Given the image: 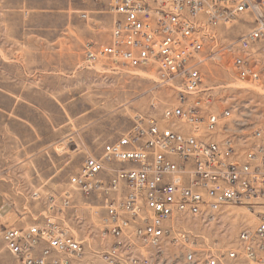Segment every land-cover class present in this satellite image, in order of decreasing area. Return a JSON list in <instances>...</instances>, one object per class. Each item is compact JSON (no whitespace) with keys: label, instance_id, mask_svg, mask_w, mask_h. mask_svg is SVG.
<instances>
[{"label":"built area","instance_id":"built-area-1","mask_svg":"<svg viewBox=\"0 0 264 264\" xmlns=\"http://www.w3.org/2000/svg\"><path fill=\"white\" fill-rule=\"evenodd\" d=\"M109 10L116 16L111 43L87 44L86 60L108 57L132 68L155 63L161 83L178 91L176 103L163 110L165 124L136 113L128 131L105 143L100 155L87 157L69 178L100 218L97 232L115 240L103 250L92 249L93 259L91 247L52 216L25 228L0 221V240L19 264H224L226 257L242 264L240 255L246 264H264L262 131L256 129L252 140L238 135L243 128L226 126L231 135L224 140L204 139L232 116L234 107L217 114L198 100L210 96L211 89L203 87L199 67L206 47L202 35L244 15L252 16L254 25L231 45L233 66L238 80L263 84L264 0H109ZM62 204L71 206L70 190ZM227 205L243 206L257 218L240 233L239 250L215 254L201 248L204 235L174 226L189 219L214 222ZM168 242L180 252L169 256Z\"/></svg>","mask_w":264,"mask_h":264},{"label":"crops","instance_id":"crops-1","mask_svg":"<svg viewBox=\"0 0 264 264\" xmlns=\"http://www.w3.org/2000/svg\"><path fill=\"white\" fill-rule=\"evenodd\" d=\"M115 18L109 0H0V27L12 31L11 38H0V221L17 212L14 204L33 197L15 191L30 186L21 172L44 171L48 181L51 164L65 153L60 146L104 145L133 126V117L93 122L86 108L105 102L100 88L106 77L96 65L48 63L66 54L84 58L87 44L109 45ZM70 32L76 38H58ZM28 220L24 216L17 227Z\"/></svg>","mask_w":264,"mask_h":264},{"label":"rangeland","instance_id":"rangeland-1","mask_svg":"<svg viewBox=\"0 0 264 264\" xmlns=\"http://www.w3.org/2000/svg\"><path fill=\"white\" fill-rule=\"evenodd\" d=\"M253 20L252 16L244 15L232 24L220 25L212 35H202L206 38V47L201 54L202 62L199 67L204 78L203 87L211 89L207 91L210 96L201 95L198 100L206 111L211 110L217 114L222 113L226 108L234 107L232 116L222 119L220 127L213 133L204 134V139L224 140L231 135V132L224 128L228 126L243 128L238 135L252 140L256 139L253 137V132L260 129L262 136L259 140L264 142V82L258 86L238 80L233 66L236 52L231 47L242 34L253 27ZM7 29L0 27V38L10 37L12 31ZM30 38L40 37L31 35ZM58 38H76V36L70 32ZM2 45L0 44V51L4 50ZM84 55V58L79 59L66 54L56 60L48 59V63L57 62L63 66L96 65L104 72L103 77L106 78L100 88L102 98L105 100L104 105L86 108L90 111L89 115L93 117L95 124L103 118H110L112 121L123 118L129 120L130 117L134 119L138 112L154 116L160 123L165 124L162 118L163 110L176 103L178 91L170 84L161 83L157 64L132 68L124 66L121 62L115 63L108 57L89 63L86 60L85 49ZM152 103L156 104L155 109L151 106ZM241 121L243 123H240ZM175 122L186 129H192L190 125L179 120ZM240 141L239 145L243 146V140ZM102 149L103 141H89L81 146L76 141L60 146L58 150L65 153L59 154L57 162L54 160V164H51L53 170L47 172L48 175L52 174V179L48 181L43 179L47 175L44 171L21 172L20 174H23L21 178L28 180L30 186H19L15 188V191L20 195L38 193L40 197H32L29 202L14 204L17 212H14L10 219L6 221L4 219L1 222L19 228L17 224L23 222L24 216L30 217L28 223L31 224H25L27 226L44 222L46 216L60 218L75 237L83 239L91 247L89 256L97 259L92 249L103 250L115 239L111 235L104 237L97 232L101 225L100 218L93 215L84 196L79 191L73 190L69 178L80 171L87 157L100 155ZM38 179H43L42 184H37ZM66 190L72 192L70 207L62 204V197ZM50 196L54 197V202L50 201ZM76 215L80 216L81 220H77ZM256 222V215L245 207L227 205L214 222L204 224L199 220L189 219L177 222L174 226L204 235L206 241L201 248L221 255L229 250L241 249L240 233L249 226H254ZM166 249L170 256L179 253L181 247L168 242ZM239 261L246 264L241 255ZM223 262L238 264V260L229 257L224 258ZM0 264H19L2 240H0Z\"/></svg>","mask_w":264,"mask_h":264}]
</instances>
